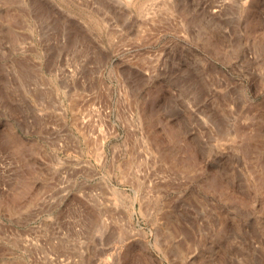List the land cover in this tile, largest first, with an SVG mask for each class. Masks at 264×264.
<instances>
[{
  "label": "rangeland",
  "instance_id": "obj_1",
  "mask_svg": "<svg viewBox=\"0 0 264 264\" xmlns=\"http://www.w3.org/2000/svg\"><path fill=\"white\" fill-rule=\"evenodd\" d=\"M0 264H264V0H0Z\"/></svg>",
  "mask_w": 264,
  "mask_h": 264
}]
</instances>
